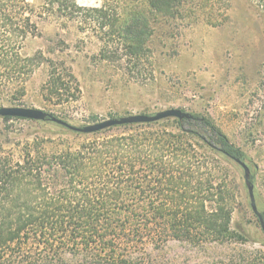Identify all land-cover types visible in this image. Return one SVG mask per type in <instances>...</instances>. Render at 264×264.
<instances>
[{
    "label": "trees",
    "instance_id": "trees-1",
    "mask_svg": "<svg viewBox=\"0 0 264 264\" xmlns=\"http://www.w3.org/2000/svg\"><path fill=\"white\" fill-rule=\"evenodd\" d=\"M251 1L264 9V0ZM188 3L104 0L101 7H83L76 0H45L42 9L57 5L63 15L70 10L78 18L91 13L103 33V58L116 54L137 74L149 58L157 18L173 17ZM33 14L27 0H0V88L23 96L30 77L46 64L44 96L55 104L74 99L80 89L72 71L41 50H25L38 34ZM190 113L188 119L92 134L66 128V139L36 137L17 158L1 156L0 264H197L191 254L241 249L250 239L233 227L235 191L222 164H237L235 158L253 163L250 180L264 220L259 164L209 115Z\"/></svg>",
    "mask_w": 264,
    "mask_h": 264
},
{
    "label": "rangeland",
    "instance_id": "rangeland-1",
    "mask_svg": "<svg viewBox=\"0 0 264 264\" xmlns=\"http://www.w3.org/2000/svg\"><path fill=\"white\" fill-rule=\"evenodd\" d=\"M27 1L34 7L32 19L38 34L26 41L25 50H41L66 66L80 90L74 91V99L55 104L42 91L48 72L43 64L28 80L23 96L0 88V106L39 108L77 126L168 108L209 115L259 164V199H264V9L251 0H189L173 17L157 18L149 58L140 65L143 71L131 74L126 61L116 54L103 58V33L91 13H80L83 18H78L70 10L63 15L57 5L50 12L42 9L45 0ZM103 1L76 0L83 7H101ZM36 137L66 139V127L51 121L0 117V157L17 158L25 143ZM222 168L235 191L233 227L250 240L240 244L241 249L234 245L211 248L189 259L201 264L232 258L263 261V235L249 206L243 168L228 163Z\"/></svg>",
    "mask_w": 264,
    "mask_h": 264
},
{
    "label": "water",
    "instance_id": "water-1",
    "mask_svg": "<svg viewBox=\"0 0 264 264\" xmlns=\"http://www.w3.org/2000/svg\"><path fill=\"white\" fill-rule=\"evenodd\" d=\"M0 117L21 118L39 121L50 120L58 125L66 127L69 130L84 134H92L121 125L151 123L167 118H178L182 120L191 118L192 115L190 112L185 111L181 108H168L158 111L154 114H130L121 117L107 118L105 120H101L92 124L77 126L39 108L9 105L0 106ZM234 161L243 168V176L248 189L251 208L254 214L261 219V225L264 229V220L256 203L254 184L250 180L251 167L248 165V163L240 158H235Z\"/></svg>",
    "mask_w": 264,
    "mask_h": 264
}]
</instances>
